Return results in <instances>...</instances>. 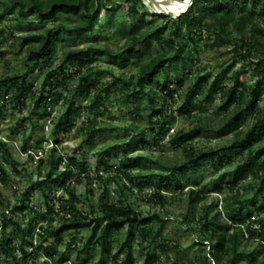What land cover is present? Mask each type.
<instances>
[{
	"label": "rangeland",
	"instance_id": "1",
	"mask_svg": "<svg viewBox=\"0 0 264 264\" xmlns=\"http://www.w3.org/2000/svg\"><path fill=\"white\" fill-rule=\"evenodd\" d=\"M11 1L0 0V14ZM111 2L120 7L112 5L109 11L100 8L94 31L81 36L60 35L53 54L34 60L31 67L36 66L31 72L25 63L22 39L59 22L71 25L73 21L59 17L55 22L41 23L34 16L22 18L18 14L0 18V31L4 33L0 39V142L11 152L7 155L0 147V264H124L125 253H117L127 239V229L109 239L107 255L95 239H90L89 226L53 235L69 217L61 210V197L67 199L74 193L80 211L92 215L94 206L93 216H99L98 199L105 188L110 202L129 203L151 219L136 230L132 251L135 264H143L148 250L158 255L156 264H228L234 258V242L227 241L225 253H218L219 259L214 257L220 230L207 226V222L232 225V213L227 208L234 203V196L249 202L242 212V224L231 226L226 237L237 234L238 252L257 258L251 262L246 256L238 257L235 264H263L264 169L260 166L264 165V83L256 111L245 112L244 105L261 78L257 58H244L248 50L241 53L237 44L249 36L248 29H231L221 40L210 36L206 28L189 37L183 26L173 35L177 18L192 0L178 4H173L174 0H143L150 15L135 18L128 13L125 0ZM146 32H153L150 41L133 45V37ZM71 50H90L92 62L79 57L66 60ZM158 56L167 57L168 63L145 85L146 95L135 94L142 67ZM24 74L21 91L16 90L19 81L5 83L6 77ZM44 82L46 90L55 91L54 97L41 93ZM233 86L238 89L237 100L225 108ZM42 97L50 98L45 101ZM160 110L161 116L156 114ZM234 115H240L239 123L220 130ZM257 125L259 131L253 139L246 145L233 146L237 135L243 138ZM198 127L204 130L199 132ZM187 133L191 134L186 141L177 140ZM102 152L107 155L100 157ZM255 155L257 159L253 160ZM195 157L200 160L194 170L175 169ZM126 158L133 160L126 170L129 179L124 178L120 164ZM82 163L87 165L89 177L80 175ZM239 165H245L242 179L230 188L226 183L232 179L227 175ZM67 167L72 175L64 188L46 180L51 170L53 179ZM173 172L181 189L172 187L163 192L165 202L161 205L151 193L161 185L159 175L174 180L170 176ZM149 176L153 188L141 190L137 185ZM36 183L41 185L32 192L26 211L12 214L22 194ZM123 185L132 188L122 191ZM192 189L202 190L203 199L189 214ZM48 205L54 208L51 220L35 222L33 219L45 213ZM155 214L164 222H158ZM3 221L15 245L12 254L3 250ZM15 221L28 229L25 255L18 248L21 239ZM250 228L257 232L254 238L249 236Z\"/></svg>",
	"mask_w": 264,
	"mask_h": 264
},
{
	"label": "trees",
	"instance_id": "2",
	"mask_svg": "<svg viewBox=\"0 0 264 264\" xmlns=\"http://www.w3.org/2000/svg\"><path fill=\"white\" fill-rule=\"evenodd\" d=\"M181 1V0H174ZM128 3L127 11L132 18L135 17H147L150 13L144 9L143 0H125ZM100 0H28L27 3H24L23 0H12L11 4L4 9V11L0 14V18L4 15H12L18 14L22 18H28L31 16L36 17V19L41 23L56 21L59 17L64 18L65 20H72L73 24L68 25L63 22H59L56 25H53L50 28H47L44 32L38 33L32 36L24 37L21 41V48L26 47V57L25 63L28 68V72L34 70L35 66L31 67V63L34 60H42L51 56L54 52L53 45L58 40L60 35H70V36H81L87 34L89 32L94 31L96 28V20L97 16L100 13V8L105 11H109L112 5H115L117 8L120 5H116L112 3L111 0H104L102 7H100ZM239 7L240 12H235V8ZM211 20V23L208 21ZM185 26L187 35L190 37L196 31H201L203 28H206L209 35H215L216 38L224 39V36L231 31V29L243 30L248 29V37H242L237 41L238 46H241V53L245 48L248 50V55H244V58H257V67L260 70L261 78L256 82L255 87L251 91V96L249 101L244 105V110L247 113H253L256 111L258 101L261 94V88L264 83V0H229L228 3H225L224 0H192L189 5H187L186 9L183 13L177 18L175 22V30L171 33L173 35H177L182 27ZM231 27V28H230ZM137 28V27H136ZM136 28H132L136 30ZM217 29V31H216ZM4 36V33L0 31V39ZM153 36V32L141 33L138 37H133L132 43L136 44H147L151 37ZM29 42H33V44H29ZM108 55L107 51H105ZM255 56L254 57V53ZM112 56V55H111ZM81 58V60L91 63L92 55L90 50H71L66 54V60ZM168 63L167 57L158 56L151 60V62L142 67L140 73L137 76L136 82V90L134 91L137 95H146L144 89L145 85L154 80L163 67ZM84 64V63H83ZM25 75H13L11 77L5 78V83H15L19 81L17 91H21L24 84ZM47 83L44 82L42 85L41 93H49L50 97H54L56 95L53 89L46 90ZM165 90H168L167 87H164ZM238 89L237 86H233L228 91V99L224 104L225 108H229L233 105L237 100ZM44 96V94H42ZM170 96V93H169ZM50 97H42L43 100L47 101ZM152 100V99H150ZM260 112V111H259ZM258 112V113H259ZM156 114L160 116L163 115V111H157ZM264 115V111H263ZM240 115H234L229 118V120L223 125L220 130H225L233 123H239ZM199 132L204 130L202 127H198ZM259 131V126H255L251 128L243 138H239L237 135V139L234 141L233 146H243L246 145L251 139H253L257 132ZM191 133H187L184 136L177 138L178 141H186L187 137ZM90 135V134H89ZM0 147L5 149V154L11 155V152L6 148V144L0 142ZM26 148V147H25ZM115 150L118 149V146L114 147ZM107 152L100 153V157H105ZM257 159V155L253 156V160ZM200 160V157H195L192 161L185 163L182 167L175 168L176 170L183 171L184 167H189L194 170L197 162ZM219 160L226 161L225 159L219 158ZM133 160L130 158H126L124 161H121V166L124 169L123 176L125 179H129L131 176L129 173H126L130 168V163ZM42 162V161H40ZM60 162V161H58ZM71 162L76 165V161L74 159ZM251 162V161H249ZM52 163V162H51ZM79 173L80 175H85L89 177V173L87 172V165L82 163L79 165ZM245 169V165H239L238 168L229 173L228 178L232 179V182H227V186L230 188L235 187L242 179V174ZM260 169H264V165L260 166ZM53 171L51 170L46 175V180L53 181L56 185L61 188H64L66 182L70 180L72 175V170L70 167H67L64 172L58 175L56 178H52ZM174 178V172L171 175ZM161 178L160 187L154 188L151 197L154 198L159 204H164L165 195L163 192H168L172 187L176 190L181 189V185L179 184L178 179L170 180L168 175H159ZM98 180H101L102 176L97 175ZM143 181H141L137 186L143 190L147 187H152L151 176L143 177ZM174 183L178 185H174ZM40 183H36L32 185L27 191L22 194V197L16 205H14L11 209V213H24L28 208L29 204L27 201L30 200L31 194L36 190ZM91 184V183H89ZM173 184V185H172ZM261 184L264 185V177L261 180ZM125 189H131L132 187H128V185H123L122 191ZM89 193L93 194V189L89 188ZM109 190L105 188L101 193L97 208L101 215L93 216L95 214L94 206H91L92 215L84 214L80 211L78 207V199L74 193H69L67 199L61 197V210L64 213L68 214L69 217L66 218L62 224V226L53 232L54 236L61 235L64 231L69 228H79L80 226H89L91 227V236L90 239H95V244L100 246L105 255L110 253L109 239L117 232L127 229V239L119 248L117 254L125 253L124 264H135V261L132 257L133 251V240L136 233V230L139 226H147L151 219L148 217H144L141 212H138L136 208L132 207L131 204H118L109 201L108 198ZM203 191L202 190H191L189 193V214H192L194 208L199 204V202L203 199ZM234 203L229 205L227 210L231 211V223L229 225L227 223H223L221 221H208L207 226L218 228L220 233L215 238V251L212 252L213 256L218 258V253H225L226 242L229 240L233 243L232 252L234 258L230 259L228 264H235V260L238 257L246 256L251 262H256L257 258L252 257L250 254L245 255L243 253L238 252V246L236 244L237 234H233L226 237V232L230 230V227H237L242 224L243 220L241 219L242 212L244 208H246V204L249 202L248 200H240L237 196L233 197ZM49 206V205H48ZM54 208L49 206L45 213H42L36 216V219H33L35 222L40 220L41 222L48 223L51 220V215L53 213ZM207 215V214H206ZM155 219L158 222L163 223L164 221L157 214L154 215ZM31 221L33 223L34 221ZM15 230L19 233L21 243L18 246L19 250L22 254H26V246L24 241L28 237V229L26 226H23L18 221L13 223ZM6 221L2 222L1 232L2 239L5 240L3 250L8 252L9 254L15 253V245L12 240L6 234ZM261 228L264 230V224L261 225ZM249 236L254 238L256 236L255 229H248ZM29 231V236H30ZM30 244L31 239H30ZM259 247H262L259 245ZM158 255L148 250L143 264H156ZM264 264V259H263Z\"/></svg>",
	"mask_w": 264,
	"mask_h": 264
},
{
	"label": "bare ground",
	"instance_id": "3",
	"mask_svg": "<svg viewBox=\"0 0 264 264\" xmlns=\"http://www.w3.org/2000/svg\"><path fill=\"white\" fill-rule=\"evenodd\" d=\"M178 3H179V2L176 1V2H174L173 4H178Z\"/></svg>",
	"mask_w": 264,
	"mask_h": 264
}]
</instances>
